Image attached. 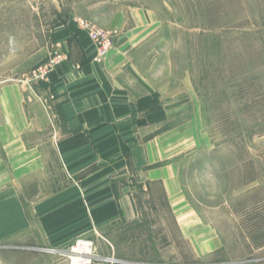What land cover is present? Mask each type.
I'll return each instance as SVG.
<instances>
[{
  "label": "rangeland",
  "instance_id": "obj_1",
  "mask_svg": "<svg viewBox=\"0 0 264 264\" xmlns=\"http://www.w3.org/2000/svg\"><path fill=\"white\" fill-rule=\"evenodd\" d=\"M8 27L0 31L9 34L0 43V120L18 118L20 94L23 108L39 101L64 127L50 76L71 61L81 68L80 36L96 62L126 54L120 70L163 99V118L142 125L144 140L161 138L149 147L160 157L144 169L167 167L182 229L165 188L129 172L124 183L136 198L164 201L157 213L145 207L141 227L111 228V246L89 238L95 264H264V0H9ZM3 210L0 231L10 225ZM78 239L32 255L68 264ZM0 264H9V236L0 239Z\"/></svg>",
  "mask_w": 264,
  "mask_h": 264
},
{
  "label": "crops",
  "instance_id": "obj_2",
  "mask_svg": "<svg viewBox=\"0 0 264 264\" xmlns=\"http://www.w3.org/2000/svg\"><path fill=\"white\" fill-rule=\"evenodd\" d=\"M8 26L9 0H0V31H9ZM8 37L1 32L0 43ZM76 46L84 52L81 68H73L71 61L50 76L63 130L49 120L39 101L23 108L20 94L18 118L0 120V210L10 224L0 237L9 236V264H46L32 254L61 250L83 237L95 242L100 237L108 244L107 232L119 223L141 227L147 221L145 207L152 206L157 213L164 199L136 198L135 188L124 183L129 172L143 178L149 188L163 186L171 219L179 226L182 221L167 167L144 169L160 157L150 149L161 138L154 134L144 140L142 125L163 118V99L152 94L148 84L130 78L126 68L120 70L126 54L96 62L91 42L80 36ZM112 158L117 160L109 162ZM53 159L58 169L52 166ZM171 246L167 241L159 250L163 258Z\"/></svg>",
  "mask_w": 264,
  "mask_h": 264
},
{
  "label": "built area",
  "instance_id": "obj_3",
  "mask_svg": "<svg viewBox=\"0 0 264 264\" xmlns=\"http://www.w3.org/2000/svg\"><path fill=\"white\" fill-rule=\"evenodd\" d=\"M90 38L93 40H99V33L97 31L89 30ZM104 42H106L104 38ZM106 45V43L104 44ZM108 45V44H107ZM106 45V46H107ZM46 77V72L42 73L40 79H44ZM86 249V250H84ZM97 255L94 252V244L89 239H78L75 241L74 245L70 247L67 259L68 264H95L97 261Z\"/></svg>",
  "mask_w": 264,
  "mask_h": 264
},
{
  "label": "bare ground",
  "instance_id": "obj_4",
  "mask_svg": "<svg viewBox=\"0 0 264 264\" xmlns=\"http://www.w3.org/2000/svg\"><path fill=\"white\" fill-rule=\"evenodd\" d=\"M84 250H86V249H84ZM87 251V250H86Z\"/></svg>",
  "mask_w": 264,
  "mask_h": 264
}]
</instances>
